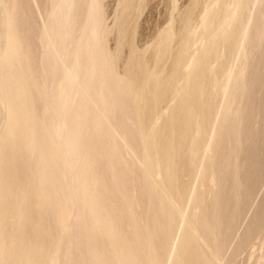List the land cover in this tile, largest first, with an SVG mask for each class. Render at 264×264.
Returning a JSON list of instances; mask_svg holds the SVG:
<instances>
[{
    "label": "bare ground",
    "instance_id": "6f19581e",
    "mask_svg": "<svg viewBox=\"0 0 264 264\" xmlns=\"http://www.w3.org/2000/svg\"><path fill=\"white\" fill-rule=\"evenodd\" d=\"M64 1L67 9L74 2ZM21 2L0 0V264H222L229 238L263 175L264 71L256 78L257 68L251 72L248 61L264 35V2L256 18L250 13L241 22V11L257 0H234L227 15L219 9L222 0H213L199 21L196 56L186 65L180 61L188 53L187 41L180 46L179 40L195 34L192 16L200 0L171 16L166 30L141 52L133 47V26L123 28L116 51L107 56L95 26L91 39L75 50L73 60L68 58L75 69L63 66L58 56L48 14L38 22L33 6L35 25L29 27L32 21ZM88 3L94 18L96 0ZM64 8L62 18L68 15ZM54 31L64 48L67 35ZM30 42L42 50L48 43L41 55L51 52L58 62L59 74H64L60 93L74 90L61 112H55V125L39 111L48 103L43 70L49 68L37 70ZM232 48L241 57L238 70L209 79L208 73L228 62L226 51ZM106 64L114 71L123 65L111 88L124 84L127 98L117 101L104 94L109 88ZM180 70L183 80H177ZM171 92L172 105L162 106ZM215 92L221 106L210 101ZM256 94L261 100L253 104ZM99 127L110 131L114 149L123 156L112 151L106 161L95 152L91 138L98 136ZM98 159L102 166L97 174ZM122 162L139 182L133 199L140 215L122 188L117 169ZM263 229L264 198L236 238L231 257L260 234L263 242L255 258L264 264Z\"/></svg>",
    "mask_w": 264,
    "mask_h": 264
},
{
    "label": "rangeland",
    "instance_id": "374dc122",
    "mask_svg": "<svg viewBox=\"0 0 264 264\" xmlns=\"http://www.w3.org/2000/svg\"><path fill=\"white\" fill-rule=\"evenodd\" d=\"M21 1H22L21 2V9H22L23 12L25 11L24 13L28 17H30V15H31V13L33 11V8H34L33 6H37L38 11L36 12V14L33 11L34 12L33 17L38 22H39L40 19H45L47 17V14H48V18H47L48 22L46 24L48 26H50L51 32L53 33V35L51 37V41L52 42L54 41V44L56 46L55 48H56V50L58 49L57 50L58 56H61L60 59H62L64 61L63 66H65V67H70L71 66L72 61H69V59L71 58L73 60L72 56L74 55V53L76 51H79L78 49H81V47H82L81 44H84L85 41L88 42L91 39V36H92L91 30L95 26L97 27V30L99 29L98 30L99 44L100 45L102 44L101 45V49H102L103 52L107 51V52H105V53H107V56L110 55V54H113L116 51V47L118 45V38H119L120 34L122 33L123 28L125 30H127V29H131L133 26L135 28V34H134V38H133V47L138 52H141L143 49L151 46L157 40L158 34L162 33L164 30H166V28L169 25V19L171 18V16L176 18L177 14H180L181 12H184L190 6V4L192 3V0H96L98 8L96 9L95 15L93 16L94 18H91L92 12L89 14V3H88V2H90V0H84V1L80 0L79 2L77 0H74V2H72L71 5H69L68 9L66 8V5H65V3L67 1L63 2V0H58V1L56 0L57 2H55V0H21ZM135 1H137L139 3L135 2ZM75 2L77 3V6H76ZM85 2L88 5V6L85 5L87 7V9L84 6ZM212 2H213V0H200L199 4L195 8V10H194L195 12L193 13V16H192L194 21L191 23V30L193 32L196 31L195 34L193 36H191V37H188V39H187L186 36L182 35V38L179 40V45L180 46L185 41H187L186 44H185V47H188V49H189L188 53L181 57L180 63L183 64V65L188 64V62L190 61V58L196 56L195 50L198 48V44H197L196 40H197V37L201 33V26L199 25V21L205 15V13L208 11V9L213 7V3ZM263 2H264V0H257V3H255V4H251V3L249 4V2H248V4L245 7L244 11H241L240 21L244 22L245 19H246V15L250 14V13L251 14L255 13V17H253V18H256L257 13L259 11L263 10V7H261V5L263 6ZM63 3H64V5H63ZM81 3H83V4H81ZM224 3L226 4V6H225ZM78 5H79L80 9L83 6V8L85 7L84 9H86L87 11L84 10L83 8L81 9L82 11L79 10V8H77ZM220 5H222V6H219L220 11L223 12V15H227L228 11H230L233 8L234 0H222ZM61 6L65 7L64 11H65V9H67L66 12L68 13V15H67V17H64L65 19L62 18L63 17V15H62L63 14V10H62ZM41 7L42 8L44 7V8L42 9ZM74 7H76L75 9L78 10V11L76 10L77 11L76 13H75ZM222 7L223 8L225 7V8L223 9ZM135 8H136V10H134ZM44 9H45V11H44ZM72 9L74 10V12H73ZM139 10H141V11H139ZM39 11H40V13H39ZM98 11H100V13ZM52 12H53V14H52ZM79 12H81V13H79ZM65 14L66 13H64V15ZM83 14L84 15L86 14V15L84 16ZM77 15L79 17L78 20H80V21L77 20L78 22L76 21V16ZM41 16H43V17H41ZM72 18H73V20H72ZM49 19H50V21H49ZM30 20L32 21V23L29 22V27H34L35 21L32 20L31 17H30ZM54 21H56V23ZM54 23L57 24V25H55ZM79 24H81L82 26H80ZM72 25L73 26L75 25L78 29L76 27H72ZM54 30H56L57 32H61L63 30V32L67 35V38L64 41V48L60 45V43L59 44L57 43V42L60 41V36H59L60 34H58V35L54 34L55 33ZM77 30H79V32L76 34ZM84 31H86V33ZM74 35L75 36L78 35V36L74 38ZM79 35H81V36H79ZM233 36H234V33H233ZM58 37H59V40H58ZM201 37H205V35L203 34V35H201ZM69 39H70L71 42H73L72 44H71V42H69ZM74 39H77V41L75 42ZM80 40L82 42H80ZM66 41L68 43H70V44H68ZM74 42L76 43V46H78V47L75 46ZM87 42H85V44ZM47 44L48 43H44V45H42L43 46V50L46 49L45 47H47ZM30 46H31L30 48H31L32 54L34 55L35 60L38 61V67H36L37 70L41 71L40 69H42V70L45 69V65L48 64L46 67H48L49 70L47 68H46V70H43L44 78H46V80L44 82V86L46 87L47 94H49L48 97H47L48 103H46L45 105L40 106L39 107V111L44 113L46 116H48V118L52 122V125H55L58 122V119H57V117L55 115V112H57V111L61 112V109H62L61 105H65L66 103H68V101H69L68 99L71 97L72 92L74 90L71 89V88H67L65 93L63 91H61V93H60V91H59V86L60 85L58 83L61 82V79L64 77V74L62 73V71L59 74L61 69H59L60 66H59L58 62L55 60V57L53 56V54L51 52H47V54L41 55V53H43L44 51L37 45V42H30ZM68 46H69V48H68ZM263 48H264V35L262 36V40L260 42L259 47L254 49L253 55L248 61L249 62L248 65H249V68L251 69V72L254 70V67L257 68V73H256L257 76H256V78L261 74L260 70L264 71V58H263L264 57V52L261 53ZM260 53H261V55H260ZM68 54H69V56H68ZM39 55L41 56L40 62H39ZM70 55H71V57H70ZM127 55H128V50L124 49L123 52H122V59L124 61L127 58ZM152 56H154V53L152 54ZM225 59H227V61H228L225 65L221 66L220 68H216L212 72L208 73L209 79H211L212 76H215L218 79L219 77H222L224 72H226V71H230L231 70V71L235 72L236 70H238L241 57H239V54L237 53L236 50H234L233 48L227 50L226 51V55H225ZM68 61H69L70 64L68 63L69 65L67 66L66 63ZM44 62H46V63H44ZM42 63H44V64H42ZM88 63L86 62L85 66H84L85 68H87V64ZM106 66L108 67L107 69L110 72V73L108 72L109 73V81H106L107 86L109 88H107V91L106 90L103 91L104 94L105 93H107L105 95L110 94L111 97L113 96L112 97L113 100H117V101H118V97L120 98V100H123V98H127L126 96H129V93L128 94H124V91H122V89L124 90V84L120 83L118 85L120 89H118L116 87L115 88L113 87L115 89L114 90V89L111 88V84L116 86V84H117V76L120 77L121 74L123 73V70H122L123 65H121V67L117 71H114L110 67V64L109 65L106 64ZM39 67H40V69H39ZM71 67L74 68V65L71 66ZM225 67H227V68H225ZM56 68H57V70H56ZM45 71H47L48 73H46ZM57 71H58V73H57ZM80 73L82 74V71L78 72V74H80ZM119 73H121V74H119ZM178 75L179 76L176 75L177 76V80H183L184 79V76H183V73H181V70L178 72ZM105 76H106L105 73H103V77H105ZM47 77H49V78H47ZM54 77L55 78L57 77L56 80H55ZM112 77L115 78L116 80L115 79H111ZM166 78H167V80L170 79L169 76H167ZM256 78L254 79V81L256 80ZM111 81H113V82H111ZM108 82H111V83H108ZM209 82H212V80H210ZM110 90H111V92H115L117 98H116L114 93L112 94L110 92ZM119 90H120V93L122 91L124 95L120 94V93H118L119 95H117L116 92H119ZM218 90H219V87H216L215 91H218ZM64 94H66L65 97H64ZM260 94H256L257 97H258V100L252 101L253 104H255L256 102L261 100V99H259ZM173 95H174V92L169 93L166 96V100H164V102H163L165 104L162 103V106L163 105H168L170 107L172 105L171 99L173 98ZM215 99H217V100H215ZM262 100H264V98ZM210 101H211V103L214 104V106H216V105L217 106H221L220 97H219L218 93H216V92L212 94ZM106 105L108 106V104H106ZM113 106L115 107V105H113ZM120 116L121 115H119V118L122 119V116L121 117ZM119 118H118V120H120ZM209 121H211V118L208 120V123H210ZM114 127L118 128V126H114ZM100 128L101 127H99V129L97 128L100 133L96 129L95 132H93V134H92V135L97 134L96 133V131H97L98 132V134H97L98 136H92V138H91V139H93V143L94 144L92 146H93V148H95V152H97V151L100 152L101 155L103 156V159H106V157H107L106 161L110 159V155H111V153H113L112 151L116 152V156L118 155V153H121V156H123L124 155L123 152H120V150L114 149V147H113L114 146V141L108 135L109 134L108 132H110V131L109 130L107 131V130L102 129V128L100 129ZM101 130H102V132H101ZM101 133H104V134H101ZM99 134H101V135H99ZM104 135H105V137H104ZM106 135H107L109 141L107 140ZM110 138H111V141H110ZM107 141H108V144L110 146L107 145ZM100 160L101 159H98V162L94 164V168L95 169L97 168V174H98V172H100V169H101L100 167L102 166V162ZM114 160H115L114 157H112L111 158V163ZM261 160H262V163H263V167H262V174L263 175L260 174L261 175L260 178H257V180L255 182V186H256L255 193H254L253 197L250 199L251 201L249 202V204L247 205V207L244 209V212H243V221L241 220L243 222V224H242V222H240L238 224V226L235 228L234 232L231 234L230 238H229V244H228L227 248L225 249L226 254L224 252V259H223L222 264H258V263H256V258H257L256 256H258V254L260 253V250H261L260 249V245H261V242H263L262 237H261L260 234L254 236L252 238L253 240L250 241L251 243H249L248 246H246L244 249L240 250L237 254H235L234 257H231V253H232V249L234 248V245H235L239 235L243 231L242 229H244V227H245L246 221H248L252 217V215L254 214L256 208L259 206V204H261V202H262V200L264 198V145H263V149H262V152H261ZM122 163L118 164L120 167H117L118 170L120 169L119 171H122V176H123V179H124V184H123L122 188L124 189V191H126V194L129 195V196H132V199H133V197L135 195V192L137 190V186H138L139 182L136 180V177H135V179H133L134 178V173L127 169V165L126 164L124 165V162H122ZM261 177H262V179H261ZM262 184H263V188H262ZM193 185H194V179L191 178L190 181H189V184H188V189L189 190L192 189ZM100 197L103 198L104 194L103 193L100 194L99 198ZM255 197H256V199H255ZM254 200H255V202H254ZM131 201H133V202H131L132 209L137 210L136 211L137 214L140 215V212H139L138 207H137V201L134 200V199L131 200ZM251 207H252V209H251ZM245 214H246V216H245ZM237 228H239V229H237Z\"/></svg>",
    "mask_w": 264,
    "mask_h": 264
}]
</instances>
